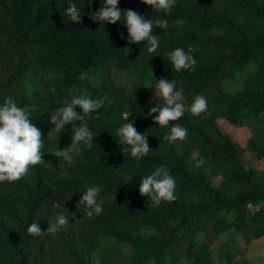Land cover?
Returning a JSON list of instances; mask_svg holds the SVG:
<instances>
[{
	"label": "trees",
	"instance_id": "obj_1",
	"mask_svg": "<svg viewBox=\"0 0 264 264\" xmlns=\"http://www.w3.org/2000/svg\"><path fill=\"white\" fill-rule=\"evenodd\" d=\"M69 3L81 23L65 15ZM103 4L0 0V105L11 97L27 110L42 132L45 161L18 181L0 182V264H250L249 248L264 238V169L242 156L264 158V0H176L168 14L119 0L122 12L153 20L155 53L147 42L128 43L123 15L116 24L94 22ZM157 19L168 28L155 27ZM178 19L184 23L173 26ZM176 48L195 58L194 70L172 68L167 54ZM32 72L44 78L39 87L26 85ZM82 72L93 79H78ZM161 78L184 89L186 107L196 95L207 99L205 113L169 122L187 129L184 141L164 140L170 128L148 115L160 102ZM81 94L109 99L85 117L92 147L81 143L68 164L53 153L70 146L82 122L48 137L50 113ZM221 119L249 131L244 145L221 130ZM127 122L147 136L151 151L140 160L122 152L128 146L116 135ZM160 166L175 178L176 199L154 206L139 185ZM92 186L101 189L103 211L89 217L78 203ZM57 209H66V226L53 236L27 233L33 222L46 232Z\"/></svg>",
	"mask_w": 264,
	"mask_h": 264
},
{
	"label": "clouds",
	"instance_id": "obj_2",
	"mask_svg": "<svg viewBox=\"0 0 264 264\" xmlns=\"http://www.w3.org/2000/svg\"><path fill=\"white\" fill-rule=\"evenodd\" d=\"M141 3L151 7L154 12H164L168 14L176 3V0H141ZM119 0H104L91 19L100 22L101 25L116 24L121 21L123 15L124 26L127 29L128 43L140 44L147 42V52L155 53L159 47V36L153 34L154 23L152 19H146L134 10L122 12L118 7ZM65 15L73 23H81V11L74 3H69ZM184 23L182 19L174 22L175 27ZM166 20H155V27L167 29ZM168 60L176 72L181 70H194L195 58L186 53L183 48H176L168 54ZM80 80H92L93 77L88 72H82L78 77ZM177 81L161 78L156 80L154 85V99H159V104L152 107L148 115L156 113L154 123L162 128H170L169 134L164 136V140L169 143L184 141L187 138V129L179 123H173L169 127V122H176L182 118L185 112H190L192 116H199L207 111L208 102L205 96L196 95L190 106L184 103V89L177 90ZM55 92V89H52ZM109 98L104 96L98 99H91L87 94L72 95L70 101H64L62 107H56L50 113V123L54 128L48 132V137L58 134L66 125L74 122H82L73 129L70 146L56 150L53 155L62 158L66 163L72 164L74 154H79L83 145L92 147L93 133L89 130L85 117L97 112L104 106ZM80 111L77 112L76 109ZM129 117H126L128 120ZM119 143L128 147L122 148V152H130L131 158L140 160L145 157L151 149L147 143V136L140 134L133 123H124L116 130ZM44 141L42 132L29 118L26 109L17 106L16 102L8 97L0 105V182H15L27 175L33 166L44 163L42 149ZM204 161H200V166ZM175 178L170 175V171L165 166L155 168V170L142 178L139 185V194L142 197H149L154 206H159L162 201L169 202L176 199ZM101 189L97 186L89 187L81 195L78 205H83L89 217L103 211L101 203L97 197ZM65 212L66 209H65ZM69 223L67 216L60 214L56 217L55 223L48 224L47 231H42L37 222H33L27 228V233L32 236H42L45 234H55L60 228Z\"/></svg>",
	"mask_w": 264,
	"mask_h": 264
},
{
	"label": "rangeland",
	"instance_id": "obj_3",
	"mask_svg": "<svg viewBox=\"0 0 264 264\" xmlns=\"http://www.w3.org/2000/svg\"><path fill=\"white\" fill-rule=\"evenodd\" d=\"M42 75L32 72L30 75H28L26 80V85L28 88H35L39 87L41 82L43 81ZM219 126L222 131L225 133H228L232 136L234 140L239 142L240 144L244 145L249 137V131L246 129H240L236 128L230 123H227L224 119L219 120ZM242 160L244 163L248 166H253L259 169H264V158L262 160H256L251 154L246 153L242 156ZM66 207L69 206H76L75 203L66 202ZM67 212H61L58 209L55 210L54 215L52 217V220L50 223H55L56 217L60 214L66 215ZM53 236L54 234H50ZM222 241H225V237L222 239ZM220 243V241H218ZM245 259L250 264H263L264 263V238L257 240L252 244V246L249 248Z\"/></svg>",
	"mask_w": 264,
	"mask_h": 264
}]
</instances>
